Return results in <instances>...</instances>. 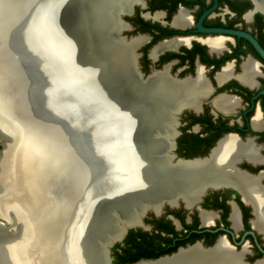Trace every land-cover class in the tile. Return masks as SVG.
Masks as SVG:
<instances>
[{
  "label": "flooded vegetation",
  "instance_id": "af4514ba",
  "mask_svg": "<svg viewBox=\"0 0 264 264\" xmlns=\"http://www.w3.org/2000/svg\"><path fill=\"white\" fill-rule=\"evenodd\" d=\"M122 20L114 38L130 46L134 81L145 89L163 75L181 88L168 127L158 129L176 133L175 159L201 177L190 203L165 204L130 228L111 247L112 263L126 248L139 260L222 242L243 264H264V233L253 224L248 189L229 173L264 190V0H138ZM227 137L250 152L234 156L223 176L209 173Z\"/></svg>",
  "mask_w": 264,
  "mask_h": 264
},
{
  "label": "water",
  "instance_id": "95a60500",
  "mask_svg": "<svg viewBox=\"0 0 264 264\" xmlns=\"http://www.w3.org/2000/svg\"><path fill=\"white\" fill-rule=\"evenodd\" d=\"M6 1L5 6L8 9L14 0ZM137 1L122 0L112 14L116 21L121 24L122 16L128 14ZM83 3L84 0H28L27 8H21L16 15V12L13 15L6 12L0 19V61H7V56L16 69V76L8 80L5 91L16 103L17 109H23V120L36 126L56 128L66 138L69 159L67 177L72 179L73 167L86 169L87 178L81 190L72 193V180L63 186L59 181L55 189L57 194H60V188L64 190L73 202L76 201L79 191L84 194L82 199L86 209L83 232L89 248L85 257L86 264H113L111 247L120 242L130 228L143 226V219L149 211L158 214L165 204L172 206L177 205L179 199L184 201L186 193L179 187H174L176 185H166V179L160 183L152 177V183L147 185V176L141 178L136 168L131 167L130 171L126 166L133 165L131 163L136 155L139 156L138 151L144 153L141 158L144 159L146 169L157 157L168 158L160 164L165 172L176 170L178 163L182 162H178L173 153L176 136L174 131H169L167 135L165 131H135L132 123L140 120L136 118L137 114L126 116L128 121L125 118L124 122L116 114L118 112L109 110L114 106L122 111L126 108L115 101L112 90L115 81L122 84L121 91L131 89L136 92L144 89L141 88L143 81L138 85L128 70L123 74L109 71L106 76L92 71V75L88 77H71L59 71L63 62L68 60L66 53L67 39L71 34L70 24L78 23L82 26H78L81 32L78 33L76 28L73 32L83 38L80 45L84 39L89 41L97 38V33L91 29L85 30L84 24H87L89 17L83 16L85 12L78 11ZM117 32L116 29L107 31V39L114 38ZM90 43L93 46L89 47L90 50L99 53L97 48L105 42L101 43L99 39L90 40ZM260 53L264 57V52L260 50ZM108 80H111L110 85L106 84ZM12 140L11 129L1 131L0 158L8 150ZM158 141L161 143L158 144ZM116 151H127L128 155V162L119 160L118 171L112 166ZM154 170L152 167V171ZM135 180L141 182L139 187L135 186ZM167 187L171 188L166 189ZM195 195L199 197V194ZM154 204H157L158 211L154 210ZM132 215L139 217L136 224L129 223ZM18 221L14 211L2 207L0 264H17L20 244L17 241L20 236ZM216 245L206 247L195 243L180 247L171 254L139 259L130 264H166V259L174 255L181 252L190 254L194 251L199 255H190L189 261H201L203 254L209 253ZM226 247L238 254L235 249ZM240 261L243 264L241 255Z\"/></svg>",
  "mask_w": 264,
  "mask_h": 264
},
{
  "label": "bare ground",
  "instance_id": "6f19581e",
  "mask_svg": "<svg viewBox=\"0 0 264 264\" xmlns=\"http://www.w3.org/2000/svg\"><path fill=\"white\" fill-rule=\"evenodd\" d=\"M27 1L14 0V3H11L7 9L5 0L2 6V15L10 12L11 9L13 14L16 12L14 15L21 8L25 10ZM121 1L84 0L78 11L85 12L86 14L83 16L89 17V20L86 21L87 24H84L85 30L91 29L92 32L97 33V38H91L90 40L101 39V43H105L97 48L99 53L91 51L92 49L90 50L89 47L93 46L90 40L85 41L84 39L80 45V41L83 38L78 33L81 32L79 27L82 26H79L78 23L70 24L71 34L67 39L68 50L66 57L72 61L73 65L68 60L63 62V67H59L60 72L71 77H88L92 75V71L94 73L100 72L103 76H106L109 71L115 74H123L124 71L130 70L132 58L130 46L117 42L115 38L111 39L110 37V39H107L109 37L107 31L121 28V24L112 15L119 7ZM2 15L0 14V19H2ZM76 17L79 20L78 14ZM74 28H76L78 33H73L75 31ZM72 58L76 59L73 60ZM6 60L11 62L8 59ZM164 78L163 75L156 76L140 92L131 89L121 91L120 87H123L122 84L114 80L115 83L112 85V90L115 101L126 106V108L123 111L117 106L107 109L111 112L113 109L118 112L116 114H119L124 122H126L125 118L127 120L126 116L137 114L136 118L140 120L132 123V128L135 131L139 129L159 131L158 127L163 123L168 127L170 117L167 112L178 101V92L181 91V88H178V84L175 86L168 85ZM106 82V84L110 85L111 80ZM125 85L127 86V83ZM21 111L20 117L11 108L10 103L6 102L2 93L0 94V133L8 129L13 131V140L8 150L0 158V210L4 207L14 211L19 220V239L21 241L17 240L20 243L18 246L19 257L17 264H70L73 262H71V258L74 255V264H86L87 261L82 250V246L86 244L83 232L86 208L81 201V195L73 202L61 188L60 194H57L55 190L57 183L52 177L51 183L47 181L48 183L45 182L42 185L41 175L43 171H41L40 165L35 161L36 156L39 155V150L36 145V139L33 137L34 131H31L30 126L28 127L25 124L22 108ZM27 124L29 125L28 122ZM124 124L125 126L127 125V123ZM25 127L28 130H25ZM40 127L49 128L58 134L62 133L56 128ZM164 131L166 132L165 135L169 133L168 128ZM160 143L158 141V144ZM218 145L209 165V168H211L208 170L209 173H216L219 176H223L225 171L229 172L231 170L229 163L234 156L244 152L249 154L250 152V149L248 150L249 145H240L232 137L223 139ZM62 149V166L55 175V178L58 179L63 171L67 174L66 171L69 168L66 143ZM138 152L139 156L136 155L134 162L131 163L133 165H126L128 169L131 167L136 168L141 178L147 176V179H149L145 182L147 185L152 183L150 181L153 180L152 177L156 182L160 183L161 181L163 182V179H166L164 181L166 185H176L174 187L184 190L186 195L183 199L187 204L190 203L189 200L193 196L194 189L197 187L201 177L198 170H193L191 164H178L176 170L165 172L160 168V164L166 161L167 157H157L153 164L149 163L147 165L146 169L144 159L141 158L144 153ZM127 156V151H116L112 164L114 170H119V160L123 159L128 162ZM152 167L155 168L154 171H152ZM73 171L72 179L68 178L67 180H72L70 182L73 185L72 189L76 191L79 190L80 183H85L87 173L86 169L84 170L81 167H74ZM87 171L89 174L90 168ZM229 173L238 183L248 189L246 193L244 192V196L249 198L253 205L255 213L253 224L264 233V190L258 186H253V183L245 176H239L235 171ZM134 183L136 184L135 186L139 187L141 182L139 181L138 183L135 180ZM168 188L171 187L166 189ZM153 208L158 211L157 204H154ZM138 218V215H132L129 218V223L136 224ZM190 255L195 256L199 255V253L197 254L196 251L190 254L181 252L166 259V264H240L238 255L226 248L222 242H219L209 253L203 254L204 257H202L201 261H189Z\"/></svg>",
  "mask_w": 264,
  "mask_h": 264
},
{
  "label": "rangeland",
  "instance_id": "374dc122",
  "mask_svg": "<svg viewBox=\"0 0 264 264\" xmlns=\"http://www.w3.org/2000/svg\"><path fill=\"white\" fill-rule=\"evenodd\" d=\"M4 1L5 0H0V14L1 15L3 14L2 6L4 4ZM8 13L13 15V10L11 9V11ZM5 15L6 13L2 16H5ZM5 57L6 59H8L7 56ZM15 76H16V69L13 67V64L8 61H0V94L2 93L6 102L10 103L11 108H13L16 111V113L21 117V112H22L21 108L17 109L16 103L13 102L11 96H9L7 91H5L6 89L5 86L8 84L7 83L8 80L10 78H14ZM25 124L28 127L30 126L31 131H34L33 137L36 139V143H37L36 145L38 146V150H39V155L36 156L35 161L36 163L40 165V168L42 169L41 171H43L41 175L42 185H44L45 182L51 183V177L56 180V181L55 180L53 181H55L57 185L59 181H60V184L63 183V185L64 183H67V181L69 180H67L68 177L64 171L60 174L61 177L59 179L55 178V175L57 174L58 169L62 166V161H63L62 160V155H63L62 148L66 143V140H65L66 138L63 135L58 134L49 128H42L40 126H34L31 124V122L28 125L27 121L25 122ZM25 130H28V129H26L25 127ZM82 169L85 170L84 167H82ZM82 185H83L82 183L79 184V187H78L79 190H81L80 188L82 187ZM72 193H74V189H72ZM80 195H81L80 197L81 201L84 205V201L82 199L84 197V194L82 195L80 191L76 199H78ZM86 244L82 246V250L84 252L85 257L87 256L86 252H88V249H89L86 246ZM73 258H71V262L73 261L72 263L74 264L75 258L74 259Z\"/></svg>",
  "mask_w": 264,
  "mask_h": 264
},
{
  "label": "trees",
  "instance_id": "16d2710c",
  "mask_svg": "<svg viewBox=\"0 0 264 264\" xmlns=\"http://www.w3.org/2000/svg\"><path fill=\"white\" fill-rule=\"evenodd\" d=\"M131 253L132 252H131L130 248H126L124 250V252L120 256V257H122V260L119 261V262L118 261L116 262V260H115L114 261V264H129V263H133L136 260H138V257L137 256H135V257L129 256V255H131Z\"/></svg>",
  "mask_w": 264,
  "mask_h": 264
}]
</instances>
